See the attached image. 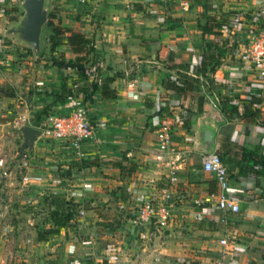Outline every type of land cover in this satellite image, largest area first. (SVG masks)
<instances>
[{"label":"crops","instance_id":"1","mask_svg":"<svg viewBox=\"0 0 264 264\" xmlns=\"http://www.w3.org/2000/svg\"><path fill=\"white\" fill-rule=\"evenodd\" d=\"M51 1L63 27L89 40V63L102 62L104 77L120 75L109 84L114 97H102L97 88L84 98L88 117L106 124L91 138L77 145L36 139L26 161L43 181L24 190L19 186L6 190L12 234L25 228L30 243L25 245L26 239L16 235L18 239L7 248L13 257L1 253L0 264H264V166L250 162L246 169L227 164L229 182L222 191L214 176L202 169L203 152L194 148L195 124L212 105L222 111L221 102H227V108L233 94H238L241 115L246 97L260 95L264 101V83L244 65L243 43L255 22L264 24V0H190V8L183 12L178 10V0H90L88 18L79 14L82 9L76 0ZM74 13L75 18H69ZM4 19L0 43L11 39L2 34L8 25ZM225 39L234 43L233 48L203 81L205 88L162 85L164 79L179 84L177 71L167 68L166 62L198 65L207 45ZM46 44L36 57L28 48L10 45L7 62L0 67V135L2 144L10 143L9 155L15 151L13 144L22 142L13 124L17 115L27 116L36 127L85 89L83 74L52 63L51 58L66 45L51 52ZM6 88L10 91L5 92ZM154 107L161 108L156 115ZM163 112L172 114L171 120L177 123V145L192 152L178 173L170 221L159 229L155 224L137 228L126 220L134 204L132 193L155 191L167 177V169L157 167L152 159L155 127ZM228 141L256 147L264 154L262 116L251 122L227 118L218 128L215 152ZM99 191H103V206H93ZM221 193L239 210H221L217 205ZM42 199L50 210L39 212L37 204ZM53 199L60 204L72 202L83 215L75 213L70 226H59L55 212H61V207ZM35 216L58 231L40 240L38 230L46 228L38 220L34 224ZM221 240L232 242V249Z\"/></svg>","mask_w":264,"mask_h":264},{"label":"built area","instance_id":"2","mask_svg":"<svg viewBox=\"0 0 264 264\" xmlns=\"http://www.w3.org/2000/svg\"><path fill=\"white\" fill-rule=\"evenodd\" d=\"M77 4L83 7L90 5V0H76ZM190 0H178V10L180 12L186 11L190 8ZM256 23V22H255ZM247 31L245 39L243 40L247 54L245 56L244 65L246 68H251L255 71L256 79L264 83V24H255ZM232 43V42H231ZM67 59L71 58L74 54L72 47L69 45L64 46L63 52ZM70 56V57H69ZM6 60L0 57V67ZM105 66L102 62H93L85 66L83 76L85 78V89L82 91L78 98L71 100L70 104L58 109L55 112L49 113L43 123L35 128L41 130V137L49 140H65L71 141L74 145L79 144L81 141L91 138L95 130L104 128L105 122L92 121L87 114L84 98L88 93L93 90L94 86H100L104 81L103 71ZM194 76L190 75L189 79L193 80ZM201 86L205 88V84L200 77ZM200 86V87H201ZM253 101L252 106L258 109L259 116L264 120V101L260 95H250L243 101ZM242 99L240 95L233 94L231 104L239 106ZM166 104L162 103V106ZM161 109V108H160ZM158 107H154L153 114H158ZM257 114V115H258ZM160 121L155 127L154 151L153 161L154 165L160 168L167 169V177L165 181L155 191L146 190V192H133L132 201L133 205L126 214V220L130 225L137 228L145 225L155 224L156 228H162L171 219V206L176 201L174 193L178 190V173L183 168L185 160L192 151L186 147H179L174 140L176 132V122L171 120L172 114L163 112L159 115ZM14 125L20 129L23 125H30L29 118L25 115H17L14 119ZM26 152V151H25ZM21 156L23 165L14 164V156L9 155L4 144L0 143V183L6 187L19 186L21 190L36 186L44 179L39 173H32V166L28 153ZM203 155L202 169L211 173L220 189L223 191L228 187V166L223 162L218 154ZM31 160V159H30ZM26 161V163H25ZM18 166V167H19ZM34 167V166H33ZM19 171V178L17 172ZM4 183V184H3ZM2 187H0V219H3L11 205L5 201L6 192L1 195ZM4 197V198H3ZM217 205L221 210H229L236 212L239 206L234 201L230 200L223 193L220 194ZM76 213L82 215L83 211L77 209ZM30 240L26 239L25 245L29 244ZM220 243L229 250L232 249V242L221 240ZM66 264H71L67 262Z\"/></svg>","mask_w":264,"mask_h":264},{"label":"trees","instance_id":"3","mask_svg":"<svg viewBox=\"0 0 264 264\" xmlns=\"http://www.w3.org/2000/svg\"><path fill=\"white\" fill-rule=\"evenodd\" d=\"M56 15L50 10L48 12L47 21L45 24L46 27V36L45 41L49 44V49L51 52L55 51L56 47L60 45H69L72 47L74 53H76V57L73 59H67L64 54H60L57 57H52V63L62 68H71L78 71L80 74H83V70L90 60L87 59L91 48L86 49L87 43L89 40L81 33L74 32L70 29H66L63 26L59 25V23L54 22V18ZM12 19H16L15 17ZM215 25V24H213ZM207 27V26H206ZM208 29V28H206ZM234 43H230L228 39L220 43H210L204 49L202 54L201 62L198 65H189L188 63L177 64L174 62H166L165 66L170 69H174L177 71L179 75V84L176 81H172L170 79H164L162 85L166 88L177 89L180 84L184 86V88H200L201 81L200 77H202V81H204L210 73H213L217 67L224 61L227 54L233 48ZM41 49V48H40ZM30 51V49L28 48ZM31 53V52H30ZM42 53L40 50L39 54ZM120 73H114L113 75H108L104 77V82L100 86H94L93 90L100 89L101 95L104 98L114 97V92L109 87V84L114 80L115 76H119ZM193 75V80L189 79V76ZM92 90V91H93ZM210 93L213 91L211 88L209 89ZM69 95V94H68ZM218 96V94L216 93ZM58 97H62L58 96ZM222 112L228 119L241 118L244 122L253 121L259 110L253 109L252 103L253 101L246 100L244 102V109L241 115H239L238 107L233 104H229L227 108H225V101L221 102ZM220 156L225 164L236 165L239 168L248 169L249 163H256L264 166V154L259 153L257 148L249 149L245 146H238L235 143L230 141L226 142L215 152ZM58 203V206L61 207V212L56 211L55 217L58 221V225L61 227H68L72 223L70 220L72 219L73 214L77 211V208L70 201ZM71 223V224H70ZM47 232L54 233L58 231V229H47ZM38 238L40 240L45 239L42 230H38Z\"/></svg>","mask_w":264,"mask_h":264},{"label":"water","instance_id":"4","mask_svg":"<svg viewBox=\"0 0 264 264\" xmlns=\"http://www.w3.org/2000/svg\"><path fill=\"white\" fill-rule=\"evenodd\" d=\"M50 0H22V14L5 29L3 35L16 41L21 47L29 48L33 57H36L41 48V34L46 24ZM227 118L218 105H212L208 112L203 114L201 121L195 124L194 148L205 154L215 152V137L218 128L226 124ZM22 142L19 157L26 150L34 147L36 139L41 137V130L23 125L20 127Z\"/></svg>","mask_w":264,"mask_h":264},{"label":"rangeland","instance_id":"5","mask_svg":"<svg viewBox=\"0 0 264 264\" xmlns=\"http://www.w3.org/2000/svg\"><path fill=\"white\" fill-rule=\"evenodd\" d=\"M20 2H22V0H3L2 1V3L0 4V22H3V17H6V19H4V21H7L4 25H6V24H8V25H6V27H5V29L10 25V23L13 21V20H15V19H12V18H18L19 16H21V14H22V8H21V3ZM17 4V5H16ZM50 5H49V7H48V10L50 11V10H52V12L56 15V17L53 19L54 20V22L55 23H59V25H61V26H63L61 23V21L59 22V17H58V15H57V13H59L58 12V9L55 7L54 9H53V5H52V1H51V3H49ZM19 5V6H18ZM18 6V7H17ZM79 8H81L82 9V11L79 13L81 16L82 15H85V17L86 18H88V17H90L91 16V7H90V5L89 6H86V7H83L82 5H77ZM48 11V12H49ZM74 12H77V10H75ZM76 13H74V15L73 16H68L69 18H71V19H74L75 18V15ZM87 15V16H86ZM4 26H2L1 28H3ZM66 27V26H65ZM1 28H0V30H1ZM66 29H68V27H66ZM5 31V30H4ZM4 31H3V33H4ZM2 33V34H3ZM45 36H46V27H45V25L43 26V29H42V34H41V46H44V48H45V50H46V48H47V44H46V41H45ZM5 39V38H4ZM6 42V40L5 41H2L1 43H0V57L1 58H5V57H7L6 55H5V53L7 54V52L6 51H8L10 48H12V47H10V45L12 46V44L13 45H15L16 44V46L18 45L17 43H16V41L15 40H13V39H9L8 41H7V43H5ZM7 45L8 47H3V48H1V46L2 45ZM24 48H26V47H24ZM47 52V51H46ZM4 53V54H3ZM46 54V53H45ZM59 55H60V53H59ZM58 55V56H59ZM4 60H6V58L4 59ZM14 62L16 61V60H13ZM7 62V61H6ZM5 62V63H6ZM4 64V63H3ZM10 91V89L9 88H6L5 89V92H9ZM11 122H12V119H11ZM1 140H2V136L0 135V143H2L1 142ZM46 141H51V140H49V139H45ZM6 145V148L8 147V146H10V143H5ZM20 144L21 143H19V141H17V142H15V144H13L14 145V152H13V156H14V164L15 165H17L18 164V160H17V158L18 159H20L21 157H19V149H20ZM7 150V149H6ZM29 151L30 150H26V152L25 153H28L29 154ZM36 160V159H35ZM19 165H17V168H18V170H19V168H20V166L18 167ZM37 169V168H36ZM18 170H16V172H17V177L19 178V171ZM2 183H0V187H2V191H1V195L3 196V193L4 192H6V190H7V187L5 186V185H1ZM4 184V183H3ZM98 190V189H97ZM65 192V194H67L68 193V191H64ZM107 192V191H106ZM105 192V193H106ZM46 194L47 193H45V195L43 196V198L45 199V196H46ZM50 196H51V193H48ZM102 195H103V191H99V195L97 196V200L96 201H92L93 202V206H98V207H100V206H103V201H102ZM4 198V197H3ZM95 198H96V196H95ZM5 201H7L9 204L11 203L8 199H7V195H5ZM44 199H42V201H40L37 205V208L40 210L39 212H42V210L43 211H48V209L50 208V206H48V204H47V202L44 200ZM49 200H51V199H49ZM53 201V204L54 205H57V201L56 200H52ZM31 208V207H30ZM97 208V207H96ZM52 209H53V206H52ZM50 210V209H49ZM31 211H32V209H31ZM10 213V214H9ZM11 207H10V210L8 211V213H7V215L3 218V219H0V254L2 253V254H5V253H7V255H8V257L10 256L11 258L13 257V251H9V249L7 250V248H9L12 244H11V242H14V240H16V239H18V238H16V235H19V240H22V239H26L27 237H28V233L27 232H24V230H25V228H23L22 229V232L20 231H18V232H15V234H12V231H13V226H12V217H11ZM49 214V213H48ZM83 215V214H82ZM39 216V215H38ZM42 217V216H41ZM33 220H34V224H36L35 222H36V220H38V223L39 222H41V224H42V226H43V228H46V229H39V230H42V232H45V234H43L44 235V237H45V239H46V236L48 235V237H50L51 238V234L52 233H50V232H47L46 230L47 229H52L51 227H46L45 225H44V222L46 221H43L42 219L40 220V219H37V217L35 216L34 218H33ZM39 225V224H38ZM45 226V227H44ZM51 226V225H50ZM17 228V227H16ZM15 228V229H16ZM37 237H38V234H37ZM8 244H10V246L8 245ZM9 251V252H8ZM10 253V254H9Z\"/></svg>","mask_w":264,"mask_h":264}]
</instances>
